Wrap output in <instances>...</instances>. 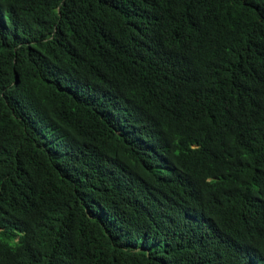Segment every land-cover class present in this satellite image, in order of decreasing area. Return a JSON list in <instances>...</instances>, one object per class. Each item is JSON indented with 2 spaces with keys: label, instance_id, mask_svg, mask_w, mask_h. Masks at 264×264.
<instances>
[{
  "label": "trees",
  "instance_id": "1",
  "mask_svg": "<svg viewBox=\"0 0 264 264\" xmlns=\"http://www.w3.org/2000/svg\"><path fill=\"white\" fill-rule=\"evenodd\" d=\"M0 264H264V0H0Z\"/></svg>",
  "mask_w": 264,
  "mask_h": 264
}]
</instances>
